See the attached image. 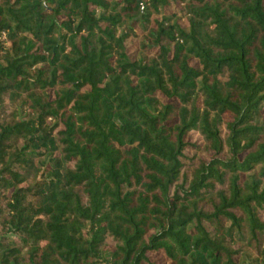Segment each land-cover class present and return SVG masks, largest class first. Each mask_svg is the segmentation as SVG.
<instances>
[{"label": "trees", "instance_id": "trees-1", "mask_svg": "<svg viewBox=\"0 0 264 264\" xmlns=\"http://www.w3.org/2000/svg\"><path fill=\"white\" fill-rule=\"evenodd\" d=\"M0 264H264V0H0Z\"/></svg>", "mask_w": 264, "mask_h": 264}, {"label": "rangeland", "instance_id": "rangeland-1", "mask_svg": "<svg viewBox=\"0 0 264 264\" xmlns=\"http://www.w3.org/2000/svg\"><path fill=\"white\" fill-rule=\"evenodd\" d=\"M189 155H193V153H190Z\"/></svg>", "mask_w": 264, "mask_h": 264}]
</instances>
